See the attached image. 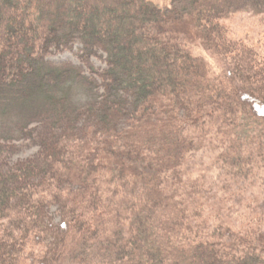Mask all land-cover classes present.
<instances>
[{
    "label": "trees",
    "instance_id": "trees-1",
    "mask_svg": "<svg viewBox=\"0 0 264 264\" xmlns=\"http://www.w3.org/2000/svg\"><path fill=\"white\" fill-rule=\"evenodd\" d=\"M241 14L264 23V0H0V264H264L252 212L208 224L221 185L264 174V53L225 25ZM75 45L81 65L49 60ZM26 137L38 154L4 167ZM208 149L217 179L187 174Z\"/></svg>",
    "mask_w": 264,
    "mask_h": 264
},
{
    "label": "rangeland",
    "instance_id": "rangeland-1",
    "mask_svg": "<svg viewBox=\"0 0 264 264\" xmlns=\"http://www.w3.org/2000/svg\"><path fill=\"white\" fill-rule=\"evenodd\" d=\"M160 3L169 4L167 1ZM225 25L229 28L231 36L235 39L251 45L264 53V23L260 22L258 18L250 14L236 15L226 21ZM189 46L192 53L202 58L213 72L219 73L224 68L223 62L199 42H195ZM79 47V45H75L71 51L67 52H52L49 55V60L54 64L81 65L78 59ZM92 62L97 69H104L106 67L105 56L101 55V53L98 57L93 58ZM120 128H123V126H120ZM6 147V153L1 160L4 167L33 158L40 151V146L35 137L31 139L26 137V139L12 141ZM214 159V151L210 149L201 151L189 160L184 170L187 174L194 177L206 176L209 180H216L218 170L214 164ZM258 176L260 177L257 179L240 181L236 186L225 188V190L221 185L217 192L218 195L216 194V197L222 200L216 206L218 207L216 210L219 211L210 219L208 224L224 223L235 228L241 227L244 221L252 223L246 218L249 215L251 216L252 212L256 219L260 220L261 228L264 231V216H259V214L264 213V183L262 179L264 174L259 173ZM48 216L55 225L60 223L57 208H51ZM247 225L248 223L245 224V226Z\"/></svg>",
    "mask_w": 264,
    "mask_h": 264
}]
</instances>
